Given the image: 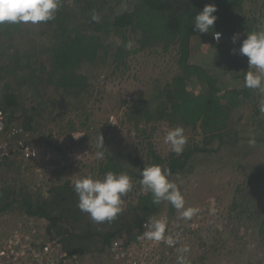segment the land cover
Here are the masks:
<instances>
[{"label": "trees", "instance_id": "obj_1", "mask_svg": "<svg viewBox=\"0 0 264 264\" xmlns=\"http://www.w3.org/2000/svg\"><path fill=\"white\" fill-rule=\"evenodd\" d=\"M255 2L256 0H62L55 19L42 23L45 25L43 29H46L43 30L45 42L41 40L39 44L41 48L36 49L37 45L28 41L25 43L27 47L22 49L23 56L13 50L10 52L12 57L0 64V111L6 117L5 131L8 132V128H11L9 125L16 124L21 117L25 120L24 130L31 131L36 115L42 116L47 109L53 111L54 105L51 104L53 108H48L49 86L56 87L57 97H66L68 102L60 101V107L68 109L73 104L74 110L90 111L82 120V126L106 129L109 119L103 118L99 112L100 107H89L87 99L90 87L84 84L85 71L94 73L109 68L112 59L117 61L121 55L135 56L145 50L156 51L159 47L166 52L175 48L179 74L171 82L161 86L155 96L135 99L127 106L125 115L135 121L136 128H139L142 118L146 120L149 117V120L168 122L173 128L183 126L185 133H201L203 145L199 141L188 139L183 153L177 155L172 152L168 163L151 152L155 164L168 165L173 173L180 175L190 170V162L194 160V156L211 154L212 151L207 147L214 139L223 140L234 132L229 123L231 111L250 95L247 87L242 90L233 88L229 93L221 95L218 88L220 76L214 66L219 67L223 63L228 72L245 66V63L237 60V55L232 54V36L239 26L245 32L260 31L259 20L247 15V8ZM211 3L216 4L218 9L214 13L218 19L212 31L222 33L219 42H214L211 31L202 34L193 31L195 15L206 4ZM116 5H124L125 9L118 12ZM35 26L33 30L26 31L21 28V24H6L0 26V37L3 35L10 38L15 31L24 36L34 35L38 31L37 25ZM194 39L213 47L215 45L214 49L217 51L225 49V56H217V60L208 68L192 64ZM113 42L115 47L112 46ZM42 50L48 55V66L39 62ZM191 69H194L197 81L205 91L179 95L180 89L186 91V86L195 88L197 84L190 75ZM132 73L135 77V72ZM119 100L121 104H125L123 97ZM37 108L45 110L39 112ZM66 127L69 131H74L77 126L71 120ZM260 130L257 127L256 131L261 136L255 140L264 144V132ZM224 143L231 144V140H223L222 145ZM108 152L109 150H105L104 161L95 168L93 175L102 178L107 171H114L126 172L133 178L138 175L141 179L140 172L144 166H139V174L136 175L122 168ZM17 161L12 160L11 163L16 164ZM7 162L9 160L4 161ZM4 163L0 162V166ZM189 172L185 174L188 175ZM37 184L35 182L31 187L24 186L28 190L23 187L11 192H7V187L2 188L5 185L0 187V214L20 213L22 219L35 217L44 220L48 236L55 237L54 233L59 235L63 251L70 256L78 255L83 264L90 263L92 258L111 264L110 250L114 242L122 240L123 250L128 251L141 240L144 221L158 217L164 210V202L159 205L152 203L149 191L140 196L136 206L122 207V213L114 221L98 224L87 213L78 209V198L73 191L74 183L67 181L62 186L52 185L45 196L39 195ZM236 208L235 215H228V219L238 222L245 212L241 209L242 206ZM21 220L4 226L5 222L0 218V230L11 232ZM238 228L230 230V242L238 241ZM216 240L213 239V244L218 243ZM225 241L228 242V239ZM180 247L181 243L171 250L175 252V256Z\"/></svg>", "mask_w": 264, "mask_h": 264}, {"label": "rangeland", "instance_id": "obj_2", "mask_svg": "<svg viewBox=\"0 0 264 264\" xmlns=\"http://www.w3.org/2000/svg\"><path fill=\"white\" fill-rule=\"evenodd\" d=\"M116 8L121 12L125 6L116 5ZM247 12L248 16H254L259 20L258 27L260 31H264V0H256L247 8ZM21 26L26 31L36 27L31 23ZM37 27L38 31L34 35L32 33L24 36L16 31L10 35V38L2 35L0 64L12 57L10 52L13 50L23 56L22 49L27 47L25 43L28 41H33L37 45L36 49L41 48L39 44L41 40H45L43 30L46 28L43 29L45 25L42 23ZM240 27L236 32L240 34V40L232 45L231 49H238L242 40L246 38L247 32ZM192 44L194 48L192 64L208 68L214 64L217 56H225V49L217 51L214 49L215 45L213 47L195 39ZM112 46L115 47V42ZM237 57V60L245 63V66H239L229 72L226 71L223 63L219 67L214 66L217 75L220 76L218 88L221 90V95L229 93L233 88L241 90L245 88L243 75L249 70L247 57L240 55ZM39 58V62L48 66L47 53L40 54ZM176 58L175 48L166 52L159 47L156 51L145 50L135 56L121 55L117 61L112 59L109 68L100 72L85 71L84 84L90 87V95L87 99L89 107L94 109L100 107V114L103 118L109 119V126L106 129L97 130L82 126V120L90 111L74 110L73 104L68 109L60 107L62 103L60 101L68 102L66 97L64 99L57 97L56 87L49 86L48 108L52 107L51 104L54 105L53 111L47 109L42 116L34 114L36 119L31 131L24 130V117H21L16 124L13 123V126L9 125L24 130V134L21 133L19 137L13 139L12 144L18 145L22 142L27 145L30 151L34 150L36 159L12 158L9 162L1 164L0 187L5 185L2 188L7 187L9 188L7 192H11L21 190L24 186L31 187L37 182L39 195L45 196L52 185L62 186L67 181L74 183L83 175L93 174L95 168L105 158L104 156L103 159H97L95 156L97 137L100 134L106 140L104 145L105 150H109V156L119 162L122 168L136 175L139 174V166L155 164L152 151L168 163L172 152L170 145L164 143V136L173 127L168 122L149 120L147 117L146 120L142 118L139 128H136L135 121L130 120L125 113L127 106L135 99L151 97L161 86L171 82L179 74ZM190 75L197 81L194 69L190 70ZM185 90L180 89L179 95L205 91L198 81L195 88L186 86ZM249 93V97L231 111L229 123L234 132L223 139L227 142L231 140V144L222 145L223 140L214 139L208 147L206 146L212 151L211 154L194 156V160L190 162L192 170L188 169L190 174H185L188 171L183 172L176 181L185 196V207H198V214L191 220H183L180 211L173 208L170 203L164 202L163 213L152 218V220L167 219L166 236L171 238V242L168 244L170 246H167L163 240L161 241L160 244L165 245L159 247L158 259L151 260L150 264H177V257L181 253L177 251L178 255L175 256V252L171 251L174 250L175 246L172 244L177 242V238L181 247L185 245L190 247L191 251L188 255L191 264H264V144L256 141L261 136L259 131H256L257 127L264 132V113L260 111V104L264 103V93L253 89H250ZM121 97L125 104H121L119 100ZM42 108L37 109L42 112L45 110ZM71 120L77 126L74 131H69L66 127ZM185 135L188 139L199 141L203 145L201 133L194 134L187 131ZM12 160L19 162L11 163ZM139 181L138 175L136 178L132 177L133 189L124 198L123 208L136 206L140 196L149 192L141 187ZM28 187H24V190H28ZM239 206H242L244 216L238 222L229 220L228 215H235L236 207ZM0 218L4 220V226H7L8 223L21 220L22 216L20 213H9L0 214ZM23 221L36 228L38 233L41 232L42 227L47 228L43 226L41 223L43 220L40 218H25ZM234 225L236 228L239 227V237L237 242H230V230L236 229ZM1 234L6 235L7 231L0 230ZM54 236L59 238L56 233ZM213 239H217L218 243L213 244ZM225 239H228V242ZM132 246L141 249L149 245L146 242L141 243L140 240ZM136 253L139 254L140 250H136ZM123 259L120 264L122 262L131 264L135 260L127 253ZM104 262L92 258L87 264H107Z\"/></svg>", "mask_w": 264, "mask_h": 264}, {"label": "clouds", "instance_id": "obj_3", "mask_svg": "<svg viewBox=\"0 0 264 264\" xmlns=\"http://www.w3.org/2000/svg\"><path fill=\"white\" fill-rule=\"evenodd\" d=\"M61 6L62 0H0V26L48 23L55 19ZM217 10L216 4H206L203 10L195 15L193 24L194 32L202 34L211 31L215 42L222 38L221 32L212 31L218 19L214 14ZM238 40L240 34L236 33L232 36V43L236 44ZM231 51L234 55L247 57L249 70L244 72V86L264 93V31H247L246 38L242 40L239 48H233ZM260 111L264 113V103L260 104ZM187 142L183 126L171 128L164 136V143L170 145L171 152L177 155L183 153ZM96 147V158L103 159L106 147L101 134L97 137ZM140 177V185L145 191L151 192L153 204L170 203L180 211L181 218L186 221L198 214V207H185V196L176 182L179 180V174L173 173L171 168L161 164L147 165L141 169ZM132 189V177L126 172L107 171L102 178L88 174L76 179L73 184V191L78 198V209L87 213L90 219L98 224L112 222L122 213L124 198ZM167 227V219H149L144 225L145 231L141 238L171 242V238L166 236ZM177 251L181 253L177 257V264H191L189 246L180 247Z\"/></svg>", "mask_w": 264, "mask_h": 264}, {"label": "built area", "instance_id": "obj_4", "mask_svg": "<svg viewBox=\"0 0 264 264\" xmlns=\"http://www.w3.org/2000/svg\"><path fill=\"white\" fill-rule=\"evenodd\" d=\"M6 126V117L3 111H0V162L4 163V161L12 158L35 160L34 150L30 151L27 145L22 142H19L18 145L12 144L13 139L15 140L21 133L24 134L23 129L17 126L7 127L8 132H6ZM23 220L11 232L0 235V238L4 237L0 239V264H83L81 257L78 255L70 256L63 251L59 238L48 236L47 228L42 227L41 232L38 233L36 228H32L30 224ZM146 222L143 224L142 233L145 231L144 225ZM41 223L47 227L44 221ZM142 242L148 243L150 247L145 246L139 249L132 246L126 251L123 250L122 240L115 241L110 250L112 264H120L121 261H124L123 258L126 253L130 254L131 258H135L131 264H150L151 260H157L159 247L165 244H160L161 241L156 243L141 238ZM163 242L170 246L168 240H163ZM179 243L176 242L172 246ZM136 250H140L141 254H137Z\"/></svg>", "mask_w": 264, "mask_h": 264}, {"label": "crops", "instance_id": "obj_5", "mask_svg": "<svg viewBox=\"0 0 264 264\" xmlns=\"http://www.w3.org/2000/svg\"><path fill=\"white\" fill-rule=\"evenodd\" d=\"M223 188V187H222Z\"/></svg>", "mask_w": 264, "mask_h": 264}]
</instances>
